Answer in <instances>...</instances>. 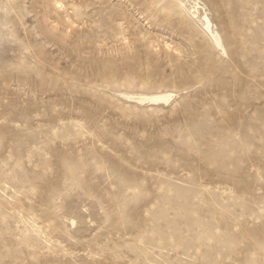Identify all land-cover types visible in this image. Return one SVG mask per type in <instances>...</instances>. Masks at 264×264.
I'll use <instances>...</instances> for the list:
<instances>
[{"label": "rangeland", "instance_id": "rangeland-1", "mask_svg": "<svg viewBox=\"0 0 264 264\" xmlns=\"http://www.w3.org/2000/svg\"><path fill=\"white\" fill-rule=\"evenodd\" d=\"M0 264H264V0H0Z\"/></svg>", "mask_w": 264, "mask_h": 264}, {"label": "bare ground", "instance_id": "bare-ground-1", "mask_svg": "<svg viewBox=\"0 0 264 264\" xmlns=\"http://www.w3.org/2000/svg\"><path fill=\"white\" fill-rule=\"evenodd\" d=\"M204 25L206 26V29L211 33V36L214 40V42L217 44L218 47L222 48L223 50H225L223 41H222V37L220 36V34L216 31L213 30V24L211 19L209 18L208 15H206L204 17ZM136 95V94H135ZM131 96V95H130ZM173 95L171 93H157V94H143V95H139L138 96H134L132 94V97L143 102V101H163V100H168L172 97Z\"/></svg>", "mask_w": 264, "mask_h": 264}]
</instances>
